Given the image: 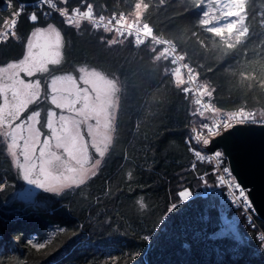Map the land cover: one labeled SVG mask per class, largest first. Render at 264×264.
I'll use <instances>...</instances> for the list:
<instances>
[{
    "label": "trees",
    "instance_id": "obj_1",
    "mask_svg": "<svg viewBox=\"0 0 264 264\" xmlns=\"http://www.w3.org/2000/svg\"><path fill=\"white\" fill-rule=\"evenodd\" d=\"M52 1L68 11H85L91 4L95 14L123 15L127 22L137 20V3H147L139 21L174 44L200 87L212 91L204 98L217 113L264 114V0H246L249 36L232 50L226 44L235 41V34L231 40L227 33L215 37L199 24L202 12L214 7L207 0L200 9L195 7L200 0ZM19 5L13 0L12 6L1 8L0 24ZM37 14L33 22L23 12L16 18L15 30L0 40V66L21 58L33 28L51 23L61 32L64 45L57 74L71 72L75 65H90L118 78L125 88L113 143L95 176L59 196L45 195L43 207L19 208L15 202L0 206V264H264V240L231 204L226 214L238 216L245 239L216 235L222 224L216 198L212 196L211 202V194L202 195L214 176L205 173L204 182L196 177L210 166L197 162L190 152L192 133L206 117L197 112L184 85L177 86L168 60L156 59L163 50L92 29L85 21L77 28L57 14ZM4 155L0 141L9 187L14 180ZM183 190L193 194L189 201H181ZM173 204L178 207L169 213ZM258 221L264 230V222ZM41 243L44 248L33 247Z\"/></svg>",
    "mask_w": 264,
    "mask_h": 264
},
{
    "label": "snow or ice",
    "instance_id": "obj_2",
    "mask_svg": "<svg viewBox=\"0 0 264 264\" xmlns=\"http://www.w3.org/2000/svg\"><path fill=\"white\" fill-rule=\"evenodd\" d=\"M41 4H47L53 8L56 7L52 0H37L36 7ZM207 10L202 12L199 24L203 26L208 33L215 37L224 38L225 33L228 34L229 40L235 34V41L226 44L227 49H236L238 45H243L249 36V28L245 26V4L246 0H207ZM13 0H7V6H12ZM205 0H200L195 5L197 9L204 7ZM26 5L21 3L13 16L18 18L25 10ZM147 3H137V20L135 23L121 24L125 20L122 15L116 21L120 25L115 29L121 35L124 29L128 30V35H135L136 45H144L149 38L154 45H170L171 42L161 40L153 35V29L148 23H144L139 27V13L142 9H147ZM218 9V14L216 13ZM61 16H67L69 25L75 24L80 27L81 20H91L93 16L92 5L87 6V11H78L75 13L78 19L70 16L65 9H60ZM33 22L38 20V14L33 11L29 17ZM103 16L100 17L102 21ZM17 20L11 19L9 30L15 28ZM106 31H112V28H106ZM7 33H4L6 35ZM33 40L28 42V52L19 63H9L7 68H0V79L6 74V80L0 84V94L4 95L5 104L0 106V126L11 125V121L18 119L21 112L28 108L30 104L37 101L41 96V80L26 82L20 78V73H24L27 77H33L36 73H49V66L61 65L64 57L62 48L64 47L61 32L55 27L49 25L47 29L37 28L33 33ZM109 44L117 43L116 40H109ZM175 48H164L163 52L156 57L157 60H168L171 58L172 64L178 60H184L182 55L171 56L175 53ZM228 55V53H225ZM188 69V82L195 80L193 70L188 64L183 65ZM79 82L84 87L78 86L77 78L73 75H52L50 83L47 87L50 90V101L56 109L61 112H67L68 115L61 114L57 117V113L49 110L47 112L46 127L50 131V135L45 134L41 141V131L35 126L40 123L38 120L41 113L33 111L27 116V128H22V123H18L15 127L3 133L4 137L10 139L7 147L11 153L14 162L19 169L20 177L29 185L43 189L45 192L54 193L57 196L65 189L73 186L84 185L90 176L96 175V169L101 165V159L109 151V146L113 143L114 124L117 121V108L121 100V93L125 88L124 82L118 78H109L108 75L96 70L95 68H79ZM180 68L175 69L174 75L177 77V86L185 84V80L180 78ZM183 91L188 92V88ZM200 92L202 96L211 97L212 91L206 86H201ZM196 104L200 105L201 100L197 99ZM203 108L209 112H215L216 109L210 104H203ZM203 115V112L200 113ZM94 121V123H90ZM35 122V123H33ZM257 123L264 126V118L259 120L253 117L250 112H234L226 118H222L220 123H214L209 127L204 123L202 127L208 129L209 136H222L226 133L230 134L237 125ZM87 129L86 139L82 134L81 126ZM43 127V125H41ZM17 129L21 132L26 131L28 135L25 137L17 133ZM195 131V130H194ZM191 139V138H190ZM23 140V143H19ZM197 143L209 146L211 141L204 135L197 134L195 137ZM90 149H94L95 153L101 159H95L94 162ZM202 150L195 151V156L201 160L205 159L201 155ZM215 158L220 159L223 155L222 151L215 152ZM18 157H23L20 162ZM224 173H229V169L224 167ZM221 184L225 181L220 178ZM235 187V181L231 182ZM193 194L188 190L179 192L181 201H189ZM237 203L244 208H250L248 196L244 190L239 191ZM178 207L173 204L169 209L171 213ZM264 239V238H262ZM33 247L44 248V244H34Z\"/></svg>",
    "mask_w": 264,
    "mask_h": 264
},
{
    "label": "built area",
    "instance_id": "obj_3",
    "mask_svg": "<svg viewBox=\"0 0 264 264\" xmlns=\"http://www.w3.org/2000/svg\"><path fill=\"white\" fill-rule=\"evenodd\" d=\"M52 2H53V4L56 5L55 8H53V7H51V6L47 5V4H41L37 8L36 7L37 1L31 2V3H23L24 5H26L24 12H26L28 14V18L30 17V15H31V13L33 11H36V12H42L43 14H57L60 17L68 19L67 16H61L60 15V9H64V8L58 7L57 4L54 1H52ZM19 4H21V3H19ZM28 6L30 7L29 9H27ZM66 11L69 13L70 16H73V18H75V19L79 18L78 16L75 15V13L78 12L79 10H71V11L66 10ZM85 11H87V9ZM101 16H103V15L95 14L93 12V16H92L91 20H81V21H85L87 24L90 25V27L92 29H104L105 30L106 28H112L113 29L112 30L113 33H115V34H117L119 36H122L123 38L131 39L133 42H135V35L133 34V35L129 36L128 35V30L126 28L123 30L124 31L123 35H121L117 31H115V29L120 26V25L116 24V21L119 20L120 16H114V15L106 16V17L103 16L104 19L102 21L100 20ZM12 18L16 19V17H14L12 15L11 17L5 18L1 22V24H0V40L5 39V37L9 33H11L12 31L15 30V28L9 30V26L11 24V19ZM135 22L136 21L127 22V21L124 20V21H121V24L135 23ZM143 24L144 23H141L139 21V25H137V26L142 27ZM4 33H7V34L4 35ZM153 35L157 36L161 40H167V39L162 38V37H160V36H158V35H156L154 33H153ZM167 41H169V40H167ZM146 42L152 43L150 38ZM156 46H159L162 50H164V48H168V47L175 48V46H174V44L172 42H171L170 45L163 44V45H156ZM175 50H176V48H175ZM175 55H181V54L176 50L175 53H171V56H175ZM168 63H169V67H170L169 70L172 71V72H175L176 68H180L181 69L180 75H181L182 79L185 80L184 88H188L189 89L188 92H185V91L184 92L186 94L190 95L193 98L197 112L198 113L203 112V115L206 117V120L203 121L202 125L204 123H207L209 125V127H212V125L214 123H220L222 118H226L228 115H230V114H232L234 112H239V110H233V111L228 112V113L219 114L216 111L215 112H209V111L205 110L202 105L205 104V103H207V104H210V103L204 98V96L201 95V92H200V88L201 87H200L199 83L196 81V79L194 81H192V82H188L189 72H188L187 68L183 67V65L184 64H188V62H186L185 60H178L175 64H172L171 58H169L168 59ZM189 67H190V65H189ZM197 99L201 100V104L200 105L196 104V100ZM241 111L250 112V113L253 114V112H251V111H247V110H241ZM253 117L255 119L259 120L261 118H264V114L261 115V116H255L253 114ZM250 124H252V125H260V124H257V123H248L247 125H250ZM202 125H201V127L196 129L192 133V146H191L190 152H191L193 158L197 162L203 163V164H208L210 166V171L208 170V171L203 172L202 174H197L196 177H198L199 179L202 180V182H204V176L203 175L205 173L209 172V173L213 174V176H214V184L218 188H221L224 191L225 196L229 200V202L232 205V207L235 208L240 213L241 217L243 218L244 224L246 226H248L249 228H251L252 230H254L255 233H256V236L259 239L264 238V230H263V228L261 227V225H260V223L258 221L259 218H258L257 214L255 213V211H254V209H253V207H252V205L250 203L249 198H248V202L251 205L250 208H244L240 203H237V200L239 198V191L241 189L245 191V189L242 188L237 183V181L231 175L230 171H229V173H224L222 171V169L224 167L228 168L226 159L224 160V156L222 155V157L220 159H216L215 155H214L215 152H216L215 150L211 151L210 149L204 148L203 147L204 145L202 143L198 144L197 141L195 140V137H196L197 134L204 135L208 139H211V138L215 137V135L209 136L208 135V129H204L202 127ZM205 147H208V146H205ZM197 150H202L201 151V155L204 156L205 159L201 160L199 157L195 156V151H197ZM190 170L194 171V165L190 166ZM221 177H223V179L225 181L223 184H221V182H220V178ZM232 181H235V185H239V188L235 187L231 183ZM245 193H246V191H245ZM202 194L205 195L206 191L203 190ZM262 240H264V239H262Z\"/></svg>",
    "mask_w": 264,
    "mask_h": 264
},
{
    "label": "rangeland",
    "instance_id": "obj_4",
    "mask_svg": "<svg viewBox=\"0 0 264 264\" xmlns=\"http://www.w3.org/2000/svg\"><path fill=\"white\" fill-rule=\"evenodd\" d=\"M5 3L6 4L2 8L7 7V0L5 1ZM49 25H52L53 27H55L53 24L48 23V24H46L43 27L33 28L30 31V33L28 34L27 38H26L25 45H24V52H23L21 58L18 59V60L10 61V62L6 63L3 68H7V65L9 63H19V61L21 59H23L24 56L27 54V52H28V42L30 40L34 39L33 33L36 31V29L37 28L47 29ZM57 31H58V29H57ZM81 67H86V68H90V69L91 68H95L96 70H99L96 67L90 66V65H75L73 67V70L71 71V73H68V74H57V75H73L74 78H77V80H78V77L80 75L78 70ZM21 74H23V73H20V78L24 79L26 82H30V81H35L36 80V79L33 80L34 77H23ZM5 78H6V75L4 76V79ZM28 78H30V79L28 80ZM109 78H111V77H109ZM50 80H51V76H48L47 81H46V85H45L46 94H47V100H48V108L45 110L46 113L44 115L43 127L41 126L44 129V131L41 132V141L43 140L45 134L50 135V131L46 127V124H47V112L49 110H52V111L56 112L57 113V117L59 115H61V114L68 115V113L61 112L60 109H56L55 106L51 104V101H50L51 93H50V90L47 87L48 83H50ZM0 82H1L0 84H2V83L5 82V80L4 81H0ZM78 86L79 87H84L82 82H79V80H78ZM4 104H5L4 95L0 94V106H3ZM38 112H40V111H38ZM31 113L27 114L26 117H24V119H22L21 121H19V122L17 121L15 124H11L9 127L8 126L5 127V125L4 126H0V141H1L2 145H3V147H4L5 154L9 158L11 164H15V171H16L17 176H18V183L13 182V183L9 184V187H7V191L5 190L6 188L2 184H0V199L3 198V196H4V195H2L3 193H5V192L7 193V194H5L6 200H4V199L0 200V206H2L3 204H8L9 202H15V203L18 204L19 208H26V207L39 208V207H43L45 205V203L47 202L46 201L47 198H45V195L51 194V195H55L56 196V194H54V193L45 192L43 189L37 188L34 185H29L26 181H24L20 177L19 169L17 168V165L14 162V159H13V157H12L11 153L9 152L8 147H7L8 143H10V139L7 138V137H4L3 136V132H1V128H3L5 131H8V130H10V127H15L16 124L22 123V122H23L22 123V128L26 129L27 128V124H28L27 116L31 115ZM33 123H35V122H33ZM90 123H94V121H90ZM35 126L39 130V128L37 127L38 123H36ZM81 131H82V134L85 135L86 139H90L87 136V129H86L85 126H83V125L81 126ZM17 133L20 134V135H23L25 137L28 135V133L26 131L21 132L20 129H17ZM19 143L22 144L23 140H20ZM215 151H221V150L219 148H217ZM90 154L93 157V160L90 161V163L94 162L95 159H101L95 153L94 149H90ZM17 159H19L20 162H23V157H18ZM17 187L19 189H17ZM29 187H31V189H28ZM76 187L77 186H73L72 188L65 189V190H73ZM203 190L206 191L205 195H207L208 193L211 194V202H212V196L216 198L217 208H218V211H219L220 218L222 220L221 227H220L219 231L216 233V235L217 236H230L233 239L238 240V242L239 241L240 242L243 241L245 238H244L243 233H241V231L239 229L238 216L237 215L229 216V215L226 214L228 206H229L230 203H229V200L226 198L223 190L221 188H218L214 183L213 184H209L208 183V184L204 185V189ZM42 194L44 195V198L42 197L41 201H40L39 197ZM138 204H139L140 207H142L140 202H138Z\"/></svg>",
    "mask_w": 264,
    "mask_h": 264
},
{
    "label": "water",
    "instance_id": "obj_5",
    "mask_svg": "<svg viewBox=\"0 0 264 264\" xmlns=\"http://www.w3.org/2000/svg\"><path fill=\"white\" fill-rule=\"evenodd\" d=\"M0 0V9L6 4ZM31 3L37 0H17ZM211 151L219 148L226 159L229 171L245 189L258 218L264 222V126L237 125L230 134L210 139Z\"/></svg>",
    "mask_w": 264,
    "mask_h": 264
},
{
    "label": "flooded vegetation",
    "instance_id": "obj_6",
    "mask_svg": "<svg viewBox=\"0 0 264 264\" xmlns=\"http://www.w3.org/2000/svg\"><path fill=\"white\" fill-rule=\"evenodd\" d=\"M59 65L57 66H49V69H50V72L47 74V73H37L35 74L33 77L34 79L33 80H41V96L40 98L37 100V101H34L32 104H30L28 106L27 109L23 110L21 112V115L18 119H15V120H12L11 121V124H15L17 121H21L22 119H24V117H26V112L30 109V107H34L32 111H29V113L33 112V111H40L41 113V117L38 118V120H40V123H38V128L39 130L42 132L44 131V129L41 127V125L44 124V115H45V110L48 108V100H47V94H46V89H45V85H46V81H47V78L48 76H52V75H57L56 71H57V68H58ZM3 66H0V68H3ZM68 73H71V72H68ZM68 73H62V74H68ZM6 75V74H5ZM23 77H27L24 73L21 74ZM30 78H28L29 80ZM6 80V78L4 79H0V81H4ZM1 83V82H0ZM55 109V108H54ZM56 110V109H55ZM28 113V114H29ZM64 113H67V112H64ZM9 127V125H5V127ZM1 132H5V130L3 128H1ZM5 158L7 155H4ZM4 160H0V166L2 167L0 169V184H2L6 189H7V185H8V181H7V173H8V169L7 167L3 166L5 164V161L3 162ZM10 172L12 173V176H13V180L15 183H18V176H17V173L15 171V164H11L10 163ZM17 189H19L17 187ZM28 189H31V187H29Z\"/></svg>",
    "mask_w": 264,
    "mask_h": 264
}]
</instances>
